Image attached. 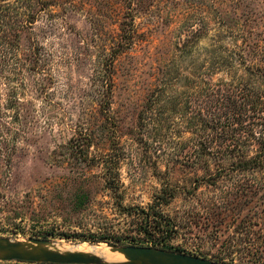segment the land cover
Returning <instances> with one entry per match:
<instances>
[{
  "label": "rangeland",
  "instance_id": "rangeland-1",
  "mask_svg": "<svg viewBox=\"0 0 264 264\" xmlns=\"http://www.w3.org/2000/svg\"><path fill=\"white\" fill-rule=\"evenodd\" d=\"M230 53L264 70V0H0V238L264 264V172L216 152Z\"/></svg>",
  "mask_w": 264,
  "mask_h": 264
},
{
  "label": "trees",
  "instance_id": "trees-1",
  "mask_svg": "<svg viewBox=\"0 0 264 264\" xmlns=\"http://www.w3.org/2000/svg\"><path fill=\"white\" fill-rule=\"evenodd\" d=\"M231 54L232 56H227L230 59L220 57L216 59L217 62L215 63V65L221 64L223 60V62H227L229 65L227 69H229L231 81L225 84L226 92L222 93L221 91L220 93L219 91H216L215 93H212L214 95L209 93V96L212 98L211 101H214L218 105L215 107V109H222V112L218 115L217 119L222 120L224 118L225 122L228 123L229 132L227 135H224L222 139L227 142L230 141L233 143V145L226 146L223 150L220 149L216 152L218 153V155L224 152H228V155H230V157L228 158L230 161V166H232L235 171L264 172V70L253 69L244 64L241 67L242 74L237 76L235 75L237 70L235 66H233L232 61H237L236 58L242 60L243 57L240 54L237 55L236 53H230V55ZM213 70H215V68H213ZM196 77L197 79L202 78L199 76V74ZM234 79L236 80V83L237 80H240L241 82L244 81V84L239 82L234 86L232 83ZM168 90L169 89L167 87L163 86V88L152 92L150 98L148 99V102H151L150 106L153 108H151V112L155 111L154 104L159 102L162 97H165L167 95L170 96L172 94L171 92L173 91H170L168 94ZM148 111L149 110L147 109V112ZM151 112L147 114L148 117L151 116ZM250 119H255L257 120V122L249 123ZM215 122L217 124L220 123L218 120ZM253 128H259V132H257L258 135L255 134ZM221 132L222 131H220L218 135L223 134ZM238 133L243 135V140L245 138V140L251 139L252 141H257V147L255 148V152L253 153V155L248 154L247 150L245 151L246 147L244 149H240L239 146L244 147V145L243 143H241V139L235 137ZM199 146L201 148H199L197 152V157L201 158L204 155V152H206V149H204L202 143H200ZM233 169L231 170L233 171ZM167 202V200L164 201V203ZM150 208L151 212L148 214L141 211V214L145 216L144 218H141V225L143 224L145 229L144 234L147 235L148 228L151 230L150 232H153L158 236H162L166 232L170 231L171 229H169V223H166L164 227H161L159 229V226L153 225V221H151L153 219H151L149 222L147 221L148 216H155V214L152 213V207ZM99 240L100 242H110L108 241V239H106V237L100 238ZM215 262L222 263L218 260H215Z\"/></svg>",
  "mask_w": 264,
  "mask_h": 264
},
{
  "label": "water",
  "instance_id": "water-1",
  "mask_svg": "<svg viewBox=\"0 0 264 264\" xmlns=\"http://www.w3.org/2000/svg\"><path fill=\"white\" fill-rule=\"evenodd\" d=\"M50 242L30 239L28 243L0 238V261L38 264H110L94 255L78 252L59 253L45 249ZM26 244L34 247L26 248ZM107 247L121 254L124 262L115 264H223L182 253L168 252L151 247L122 246L109 243Z\"/></svg>",
  "mask_w": 264,
  "mask_h": 264
},
{
  "label": "bare ground",
  "instance_id": "bare-ground-1",
  "mask_svg": "<svg viewBox=\"0 0 264 264\" xmlns=\"http://www.w3.org/2000/svg\"><path fill=\"white\" fill-rule=\"evenodd\" d=\"M25 246L27 249H31L32 247H34L30 244H26ZM44 248L59 253L78 252L88 255H94L98 257L102 262L110 264L121 263L125 261L121 254L113 251L103 244L62 245L49 243Z\"/></svg>",
  "mask_w": 264,
  "mask_h": 264
}]
</instances>
